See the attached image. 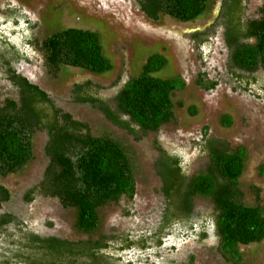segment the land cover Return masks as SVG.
Wrapping results in <instances>:
<instances>
[{
    "label": "rangeland",
    "instance_id": "1",
    "mask_svg": "<svg viewBox=\"0 0 264 264\" xmlns=\"http://www.w3.org/2000/svg\"><path fill=\"white\" fill-rule=\"evenodd\" d=\"M262 2L245 0L244 17L258 18ZM220 4L221 0H208L207 11L201 17L180 23L166 16L152 21L133 0H0V40L12 45L22 57L11 64L12 70L43 91L60 111L84 123L90 135L118 142L129 159L134 179L132 199L121 197L99 208L96 231L89 236L80 234L73 227V209H62L55 199L39 195L31 202L23 199V194L39 183L47 165L43 151L47 137L45 132L36 131L31 137V160L17 173L0 177V186L9 193L8 201L0 206V215L17 218L27 231L40 237L68 241L123 234L149 236L156 231L164 207L159 159L177 158L187 179L203 172L208 157L200 148L206 128L207 138L220 140L230 149H244L246 156L237 187L241 202L254 205L256 194L264 216V72H254L255 83L246 91L231 83L229 77L234 70L223 30L215 22ZM64 28L95 32L111 70L92 75L61 68L56 75L49 74L41 55L27 41L39 42ZM151 54H160L166 60L165 67L154 77L178 76L184 82L183 89L170 96L173 119L156 132L142 135L135 130L134 135H129L88 105L72 101V88L89 84L113 110L118 89L139 73ZM5 76L0 66V103L16 97V90ZM198 80L216 85L206 90L195 83ZM223 117L229 120L228 126L221 124ZM191 204L187 225L172 226L158 248H133L120 253L108 248L106 255L118 260L114 264H229L216 251L211 202L195 197ZM12 231L9 227L8 232ZM4 241V237L0 238V250ZM238 251V264H264V240L239 246Z\"/></svg>",
    "mask_w": 264,
    "mask_h": 264
},
{
    "label": "trees",
    "instance_id": "2",
    "mask_svg": "<svg viewBox=\"0 0 264 264\" xmlns=\"http://www.w3.org/2000/svg\"><path fill=\"white\" fill-rule=\"evenodd\" d=\"M148 19L157 21L166 16L180 23L201 17L208 8V0H133ZM245 0H221L215 20L223 30L224 45L228 50L230 80L242 91L254 85V72H264V0L258 18L244 17ZM38 52L46 70L56 75L61 68H74L92 75L111 70L102 53L95 32L64 28L54 31L41 41L28 40ZM22 59L18 51L0 40V66L9 84L16 90L15 99L5 98L0 103V177L15 174L32 158L31 137L34 132H45L44 155L47 165L42 178L23 194L26 202L35 195L55 199L62 209L75 212L73 227L83 235H92L98 227L97 210L121 197L130 201L134 195L132 168L124 149L107 136H92L84 123L75 121L60 111L48 96L24 77L16 74L11 64ZM166 65L160 54H151L143 62L139 73L128 79L114 97L112 110L89 84L75 85L71 99L86 104L100 113L113 126L134 135L156 132L173 119L170 96L184 87L178 77H154ZM211 90L215 82H195ZM202 84V85H201ZM264 92V81L261 86ZM192 114V113H190ZM222 118L223 126L229 125ZM201 151L208 157L206 169L187 179L175 157H161L160 182L164 199L159 225L151 235L131 237H101L97 240L68 241L54 237H40L25 228L17 218L0 215V264H114L116 258L106 255L130 249L140 251L158 248L161 238L176 223L187 225L192 213L191 200L205 198L212 205L213 232L219 257L229 264L241 261L239 246L257 244L264 240V216L258 196L254 205H244L238 190L245 151L230 149L224 142L207 138L202 131ZM9 199L8 191L0 186V206ZM9 227L13 233L8 232ZM190 229V228H189ZM201 236H204L201 234Z\"/></svg>",
    "mask_w": 264,
    "mask_h": 264
}]
</instances>
